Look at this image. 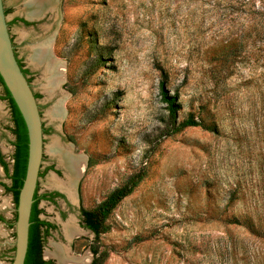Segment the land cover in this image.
Masks as SVG:
<instances>
[{
  "label": "rangeland",
  "instance_id": "374dc122",
  "mask_svg": "<svg viewBox=\"0 0 264 264\" xmlns=\"http://www.w3.org/2000/svg\"><path fill=\"white\" fill-rule=\"evenodd\" d=\"M4 5L48 130L37 188L61 193L39 202L54 225L47 264H58L47 255L57 243L90 264L94 248L108 253L103 264H264V0H59L42 18L28 17L24 0ZM49 36L64 69L52 95L30 59ZM164 91L175 98L173 116ZM190 117L201 125L166 134ZM11 126L0 99V154L10 168ZM55 140L85 160L72 196L50 184L66 177L48 151ZM142 171L106 232L83 225L82 207L96 208ZM0 182H11L1 163ZM15 214L0 184V264L14 260ZM69 221L83 231L71 240Z\"/></svg>",
  "mask_w": 264,
  "mask_h": 264
},
{
  "label": "trees",
  "instance_id": "16d2710c",
  "mask_svg": "<svg viewBox=\"0 0 264 264\" xmlns=\"http://www.w3.org/2000/svg\"><path fill=\"white\" fill-rule=\"evenodd\" d=\"M17 55V54H16ZM20 66L22 67L23 72L27 75L28 69L23 67V64L18 59ZM30 81V79H28ZM0 85L2 86V94H0V99L8 102L10 113H11V122L12 126L10 130L14 135V153L12 156L13 164L10 168L9 163L4 159V156L0 154V163L2 164L7 177L11 180L10 184L0 182L6 189L12 193L14 203L17 207L19 192L23 185L27 165H28V156H29V136L28 129L25 123V120L13 99L10 91L6 87L2 76L0 75ZM36 97L39 95L36 93ZM164 99L169 103V108L171 111V116L175 115L177 111V105L175 103V98L167 96L164 91ZM188 125H201L200 122H197L193 117L188 118L187 120L181 122L177 126H170L167 130V135H171L179 131L182 127ZM47 128L44 127V133L47 132ZM145 172H139L131 176L125 184L113 190L105 200H103L96 208L86 209L81 208V216L84 226L93 231L97 236L101 233L106 232L109 227L106 225V220L112 210L118 205V203L129 195L138 183L143 179ZM38 188L36 189L34 195V203L32 206L31 217H30V230H29V244L26 254L25 264H47L48 262L42 259V250L44 245V239L40 235V226L47 225L49 228H53L54 225L51 222L42 220L39 218L38 214L40 209L37 208L36 198L38 196ZM61 196L59 192L54 193H45L42 194L40 198L54 199L55 196ZM17 214H15L14 221L10 223V226H14ZM4 217L0 215V220L4 221ZM49 234V230L46 231V235ZM95 255L92 264H103L108 253L104 252L100 255L97 248L93 249Z\"/></svg>",
  "mask_w": 264,
  "mask_h": 264
},
{
  "label": "water",
  "instance_id": "95a60500",
  "mask_svg": "<svg viewBox=\"0 0 264 264\" xmlns=\"http://www.w3.org/2000/svg\"><path fill=\"white\" fill-rule=\"evenodd\" d=\"M0 75L25 120L29 136L27 171L16 207L15 255L12 262V264H25L31 211L45 154V133L38 97L28 80V74L23 72L15 52L4 0H0Z\"/></svg>",
  "mask_w": 264,
  "mask_h": 264
},
{
  "label": "bare ground",
  "instance_id": "6f19581e",
  "mask_svg": "<svg viewBox=\"0 0 264 264\" xmlns=\"http://www.w3.org/2000/svg\"><path fill=\"white\" fill-rule=\"evenodd\" d=\"M58 2L59 0H24L23 9L30 18H42L48 12L57 10ZM51 45V36L38 42L33 46L30 59L35 67L43 69V76L46 81L43 87L52 95L55 94L57 89L62 85L64 69L62 63L53 56ZM61 109L60 105H57V108L53 110L52 116L55 118L58 117L59 113L62 111ZM48 151L58 158V161L61 163L66 173L65 179L52 177L50 184L67 191L69 195L72 196L77 178L84 169V158L64 148L56 140L48 146ZM72 221H69L64 226L65 235L69 240L83 232ZM70 251L71 249L69 246L57 243L54 244V250L48 251L47 255L57 259L58 264H89V255L76 256Z\"/></svg>",
  "mask_w": 264,
  "mask_h": 264
},
{
  "label": "flooded vegetation",
  "instance_id": "af4514ba",
  "mask_svg": "<svg viewBox=\"0 0 264 264\" xmlns=\"http://www.w3.org/2000/svg\"><path fill=\"white\" fill-rule=\"evenodd\" d=\"M20 61H21V60H20ZM21 63H22V61H21ZM51 193H54V192H51ZM59 193H60V192H59ZM44 194H45V193H44ZM48 194H49V193H48ZM60 194H61V193H60ZM41 195H42V194H40L39 191H38V195H37V196H38L39 198H36V201H35L38 209H40L39 202H40L41 199H43V198H40ZM59 196H60V195H59ZM55 197H58V196H55ZM41 212H42V211H41V209H40V212H39V214H38L39 218L42 219V220L48 221V220H46V219H44V218L41 217ZM81 218H82V216H81ZM48 222H49V221H48ZM82 223H83V221H82ZM83 225H84V224H83ZM50 229H51V228H49L47 225H43V226L41 225V226H40V235H41V238H42V239L45 240V238H46V236H47V235H46V231H47V230L50 231ZM92 232H93V231H92ZM43 248H44V245H43ZM42 259L45 260V258H44V256H43V250H42Z\"/></svg>",
  "mask_w": 264,
  "mask_h": 264
}]
</instances>
